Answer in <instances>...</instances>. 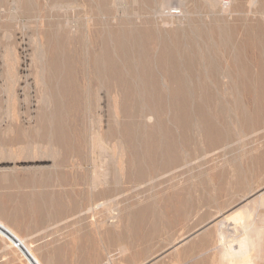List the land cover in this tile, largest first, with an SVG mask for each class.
Returning <instances> with one entry per match:
<instances>
[{
  "label": "rangeland",
  "instance_id": "obj_1",
  "mask_svg": "<svg viewBox=\"0 0 264 264\" xmlns=\"http://www.w3.org/2000/svg\"><path fill=\"white\" fill-rule=\"evenodd\" d=\"M263 2L0 0V220L24 244L0 233V264H35L23 247L42 264H226L248 220L249 264H264ZM246 202L250 219L225 220Z\"/></svg>",
  "mask_w": 264,
  "mask_h": 264
},
{
  "label": "bare ground",
  "instance_id": "obj_2",
  "mask_svg": "<svg viewBox=\"0 0 264 264\" xmlns=\"http://www.w3.org/2000/svg\"><path fill=\"white\" fill-rule=\"evenodd\" d=\"M101 2H102V1H101ZM225 2H226V1H225ZM259 2H260V1H259ZM223 3H224V2H223ZM249 3H251V2H249ZM263 3H264V2H263ZM232 4H233V3H232ZM18 5H19V4H18ZM103 6H104V5H103ZM140 6H141V5H140ZM163 6H164V5H163ZM196 6H197V5H196ZM249 6H250V4H249ZM195 8H196V7H195ZM138 9H139V8H138ZM97 11H98V10H97ZM44 12H45V11H44ZM236 12H237V11H236ZM107 13H108V12H107ZM96 14H97V12H96ZM100 15H101V14H100ZM141 15H142V14H141ZM254 15H255V14H254ZM54 17H55V16H54ZM115 17H116V16H115ZM242 17H243V16H242ZM248 17H249V16H248ZM96 19H97V18H96ZM262 19H263V18H262ZM236 20H237V19H236ZM229 21H230V20H229ZM107 22H108V21H107ZM185 22H186V21H185ZM109 23H110V22H109ZM257 23H258V22H257ZM230 24H231V23H230ZM261 26H262V25H261ZM173 27H174V26H173ZM52 28H53V27H52ZM233 28H234V27H233ZM99 29H100V28H99ZM147 29H148V28H147ZM181 29H182V28H181ZM257 29H258V28H257ZM233 30H234V29H233ZM89 32H90V31H89ZM92 32L95 34V31H94V30H92ZM210 32H211V31H210ZM224 32H225V31H224ZM115 33H116V32H115ZM118 33H119V32H118ZM211 33H212V32H211ZM211 33H210V35H211ZM234 33H235V32H234ZM251 33H252V32H251ZM88 34H89V33H88ZM90 34H91V33H90ZM90 34H89V35H90ZM111 34H112V33H111ZM230 34H231V33H230ZM109 35H110V34H109ZM119 35H120V34H119ZM171 35H172V34H171ZM65 36H66V35H65ZM91 36H92V35H90V37H91ZM112 36H113V35H112ZM120 36H122V35H120ZM194 36H195V35H194ZM208 36H209V35H208ZM211 36H212V35H211ZM259 36H260V35H259ZM101 37H102V36H101ZM196 37H197V36H196ZM209 37H210V36H209ZM213 37H214V36H213ZM106 38H107V37H106ZM120 38H121V37H120ZM192 38H193V36H192ZM234 38H236V37H234ZM107 39H108V38H107ZM153 39H154V38H153ZM47 40H48V39H47ZM80 40H81V39H80ZM92 40H93V39H92ZM113 40H114V39H113ZM116 40H117V39H116ZM116 40H115V41H116ZM119 40H120V39H119ZM124 40H125V39H124ZM124 40H123V41H124ZM140 40H141V39H140ZM140 40H139L138 42H140ZM185 40H186V39H185ZM213 40H214V39H213ZM97 41H98V40H97ZM103 41H104V40H103ZM103 41H102V42H103ZM117 41H118V40H117ZM120 41H121V40H120ZM120 41H119V42H120ZM186 41H187V40H186ZM216 41H217V40H216ZM237 41H238V40H237ZM43 42H44V41H43ZM141 42H142V41H141ZM146 42H147V41H146ZM187 42H188V41H187ZM96 43H97V42H96ZM96 43H95V44H96ZM178 43H179V42H178ZM193 43H194V42H193ZM45 44H46V43H45ZM172 44H173V43H172ZM174 44H175V43H174ZM191 44H192V42H191ZM106 45H107V44H106ZM133 45H134V44H133ZM195 45H196V44H195ZM233 45H234V44H233ZM96 46H97V45H96ZM109 46H110V45H109ZM116 46H117V45H116ZM121 46H122V45H121ZM153 46H154V45H153ZM166 46H167V45H166ZM196 46H197V45H196ZM227 46H228V45H227ZM107 47H108V46H107ZM107 47H106V48H107ZM117 47H118V46H117ZM124 47H125V46H124ZM128 47H129V46H128ZM161 47H162V45H161ZM177 47H178V46H177ZM215 47H216V46H215ZM236 47H237V46H236ZM101 48H102V47H101ZM113 48H114V47H113ZM115 48H116V47H115ZM125 48H127V47H125ZM159 48H160V45H159ZM172 48H173V47H172ZM195 48H196V47H195ZM209 48H210V47H209ZM259 48H260V47H259ZM107 49H108V48H107ZM109 49H111V48L109 47ZM122 49H123V48H122ZM236 49H237V48H236ZM114 50H115V49H114ZM125 50L127 51V49H125ZM159 50H160V49H159ZM161 50H162V48H161ZM166 50H168V49H166ZM166 50H163L164 53H166V52H165ZM192 50H193V49H192ZM194 50H196V49H194ZM106 51H107V50H106ZM106 51H105V53H106ZM108 51H109V50H108ZM108 51H107V52H108ZM121 51H122V50H121ZM123 51H124V50H123ZM123 51H122V52H123ZM178 51H179V50H178ZM41 52H42V51H41ZM111 52H112V50H111ZM115 52H117V51H115ZM122 52H121V54H122ZM168 52H169V51H168ZM170 52H171V51H170ZM71 53H72V52H71ZM98 53H99V52H98ZM98 53H97V54H98ZM102 53H103V52H102ZM117 53L119 54L120 51L117 52ZM160 53H161V51H160ZM193 53H194V52H193ZM43 54H44V52H43ZM121 54H120V55H121ZM124 54H125V52H124ZM126 54H127V53H126ZM146 54H147V53H146ZM158 54H159V53H158ZM169 54H172V53H168V55H169ZM178 54H179L178 56H180V55H182V52H181V54H180V53H178ZM196 54H197V53H196ZM98 55H99V54H98ZM109 55H110V53H109ZM127 55H128V54H127ZM127 55H125V56H127ZM165 55H166V54H165ZM107 56H108V55H107ZM107 56H106V57H107ZM111 56H113V55H110V57H111ZM116 56H117V55H116ZM118 56H119V55H118ZM123 56H124V55H123ZM129 56H130V54H129ZM148 56H149V55H148ZM161 56H162V55H160V57H161ZM229 56H230V55H229ZM120 57H121V56H120ZM127 57H128V56H127ZM164 57H165V56H164ZM175 57H176V56H175ZM39 58H40V57H39ZM44 58H45V57H44ZM48 58H49V57H48ZM88 58H89V56H88ZM121 58H122V57H121ZM121 58H119V59H121ZM124 58H125V57H124ZM135 58H136V57H135ZM161 58H162V57H161ZM179 58H180V57H179ZM182 58H183V57H182ZM193 58H194V57H193ZM215 58H216V57H215ZM111 59H112V62H113V60H115V59H113V57H111ZM116 59H117V58H116ZM119 59H118V60H119ZM126 59H127V58H126ZM129 59H132V58H129ZM143 59H144V58H143ZM158 59H160V58L158 57L157 60H158ZM164 59H166V58H164ZM198 59H199V58H198ZM205 59H206V58H205ZM105 60H106V58H105ZM107 60H108V59H107ZM121 60H122V59H121ZM134 60H135V59H134ZM170 60H171V59H170ZM195 60H196V59H195ZM200 60H201V59H200ZM202 60H203V59H202ZM237 60H239V59H237ZM56 61H57V60H56ZM115 61H116V60H115ZM122 61H123V60H122ZM189 61H190V60H189ZM192 61H193V60H192ZM197 61H198V60H197ZM243 61H244V60H243ZM247 61H248V60H247ZM109 62H110V61H109ZM118 62H119V61H118ZM118 62H115V64H116V63L118 64ZM120 62H121V61H120ZM126 62H127V60H126ZM130 62H132V61H130ZM194 62H195V61H194ZM207 62H208V61H207ZM221 62H222V60H221ZM231 62H232V61H231ZM66 63H67V62H66ZM121 63H122V62H121ZM124 63H125V61H124ZM127 63H129V60H128ZM127 63H126V64H127ZM141 63H142V62H141ZM167 63H168V61H167ZM172 63H173V62H172ZM175 63H176V62H175ZM178 63H179V62H178ZM186 63H187V62H186ZM191 63H193V62H191ZM200 63H201V61H200ZM241 63H242V62H241ZM99 64H100V63H99ZM105 64H106V63H105ZM108 64H109V63H108ZM176 64H177V63H176ZM196 64H197V63H196ZM206 64H207V63H206ZM211 64H212V63H211ZM245 64H246V63H245ZM62 65H63V64H62ZM66 65H67V64H66ZM119 65H120V64H119ZM161 65H162V64H161ZM170 65H171V64H170ZM172 65H173V64H172ZM192 65H193V64H192ZM242 65H243V64H242ZM247 65H249V64H247ZM97 66H98V65H97ZM108 66H111L110 68H112V67L114 68V65H112V64H110V65H108ZM108 66H107V67H108ZM159 66H160V65H159ZM183 66H184V65H183ZM205 66H206V65H205ZM257 66H258V65H257ZM263 66H264V65H263ZM68 67H70V66H68ZM115 67H116V66H115ZM120 67H121V66H120ZM120 67L118 66V69H119ZM130 67H131V66H130ZM168 67H169V65H168ZM174 67H175V66H174ZM243 67H244V69H245V71H246V68H245L246 66H243ZM94 68H95V67H94ZM116 68H117V67H116ZM160 68H162V67H160ZM181 68H182V67H181ZM188 68H189V67H188ZM230 68H231V67H230ZM247 68H248V66H247ZM250 68H251V67H250ZM260 68H261V67H260ZM78 69H79V68H78ZM98 69H100V68H98ZM114 69H115V68H114ZM114 69H113V71H114ZM122 69H123V68H122ZM158 69H159V68H158ZM171 69H173V68L171 67ZM177 69H178V68H177ZM240 69H241V68H240ZM242 69H243V68H242ZM242 69H241V70H242ZM51 70H52V69H51ZM62 70H63V69H62ZM89 70H90V69H89ZM100 70H101V69H100ZM111 70H112V69H111ZM156 70H157V69H156ZM159 70H160V69H159ZM161 70H162V69H161ZM182 70H185V69H184V68L181 69V70L179 71V73H180V72H183ZM190 70H192V68H191ZM248 70H250V69H248ZM102 71H103V70H101V72H102ZM115 71H116V70H115ZM118 71H120V70H118ZM118 71H116V72H118ZM128 71L131 72V69L128 70ZM137 71H138V70H137ZM140 71H141V70H139V72H140ZM143 71H144V70H143ZM187 71H188V70H187ZM204 71H205V70H204ZM238 71H239V70H238ZM242 71H243V70H242ZM245 71H244V72H245ZM260 71H261V70H259V72H260ZM67 72H69V71H67ZM95 72H96V71H95ZM95 72H94V73H95ZM105 72H106V71H105ZM139 72H138V73H139ZM173 72H174V71H173ZM191 72H192V71H191ZM226 72H227V71H226ZM235 72H237V71H235ZM62 73H63V72H62ZM121 73H122V71H121ZM127 73H128V72H127ZM127 73H126V74H127ZM188 73H189V72H188ZM192 73H193V72H192ZM194 73H195V72H194ZM196 73H198V72H196ZM196 73H195V74H196ZM240 73H241V71H240ZM242 73H243V72H242ZM245 73H246V72H245ZM102 74H104V73L102 72ZM107 74H108V73H107ZM107 74H106V76H107ZM109 74L111 75V78H114V79L119 80V77H120V76H119V77L116 76V74H114V72H113V73L110 72ZM123 74H124V73H123ZM129 74H130V73H128V75H129ZM133 74H134V71H133ZM141 74H142V72L140 73V75H141ZM145 74H146V73H145ZM153 74L155 75V73H152L151 76H152ZM186 74H187V73H186ZM199 74H200V73H199ZM229 74H230V73H229ZM236 74H237V73H236ZM236 74H235V75H236ZM260 74H261V73H260ZM71 75H72V74H71ZM97 75H100V74L97 73ZM118 75H119V74H118ZM121 75H122V74H121ZM134 75H137V74L135 73ZM168 75H169V74H168ZM176 75H177V74H176ZM187 75L189 76V74H187ZM187 75H186V76H187ZM191 75H192V74H191ZM191 75H190V78H191ZM193 75H194V74H193ZM238 75H240V74L238 73ZM241 75H242V74H241ZM241 75H240V76H241ZM246 75H247V73H246ZM246 75H245V76H246ZM248 75H250L249 72H248ZM248 75H247V76H248ZM251 75H252V74H251ZM55 76H56V75H55ZM58 76H59V75H58ZM69 76H70V75H69ZM69 76H68V77H69ZM130 76H131V75H129V77H130ZM137 76H138V75H137ZM142 76H144V74H143ZM145 76H146V75H145ZM180 76H181V75H180ZM180 76H179V77H180ZM186 76H185V77H186ZM243 76H244V75H243ZM243 76H242V77H243ZM245 76H244V78H245ZM247 76H246V77H247ZM65 77H66V76H65ZM99 77H100V76H99ZM133 77H134V76H133ZM135 77H136V76H135ZM152 77H155V76H152ZM170 77H171V76H170ZM170 77H169V78H170ZM172 77H173V76H172ZM174 77H175V76H174ZM177 77H178V76H177ZM193 77H194V76H193ZM200 77H201V76H200ZM200 77H197V78H200ZM232 77H233V75H232ZM251 77H252V76H251ZM251 77H250V78H251ZM256 77H257V76H256ZM100 78H101V77H100ZM100 78H99V81H100ZM105 78H106V77H105ZM105 78H104V79H105ZM123 78H125V77L123 76L122 79H123ZM136 78H137L138 82H141V80H143V78H142V79L139 81L138 77H136ZM136 78H135V79H136ZM140 78H141V77H140ZM149 78H150V77H149ZM156 78H157V77H156ZM156 78H155V80H158V79H156ZM181 78H182V80H186V79H184L183 77H181ZM188 78H189V77H188ZM188 78H187V79H188ZM190 78H189V79H190ZM217 78H218V76H217ZM233 78L235 79V77H233ZM238 78L240 79V77H238ZM254 78H255V77H254ZM254 78H253V79H254ZM51 79H52V78H51ZM126 79H127V78H126ZM131 79H133V78H131ZM131 79H130V80H131ZM176 79H177V78H176ZM176 79H175V80H176ZM191 79H192V78H191ZM195 79H196V78L194 77V79H193L194 81L192 80V81H193V84H194V82L196 81ZM207 79H208V78H207ZM245 79H246V78H245ZM247 79H248V78H247ZM128 80H129V79H128ZM128 80H127V82H128ZM152 80H154V78H153ZM152 80H151V81H152ZM198 80L203 81L202 78H200V79H198ZM198 80H197V81H198ZM240 80H241V79H240ZM243 80H244V79H243ZM255 80H256V79H255ZM50 81H51V80H50ZM59 81H60V79H59ZM79 81H80V80H79ZM122 81H123V80H122ZM143 81H144V80H143ZM143 81H142V83H143ZM167 81H168V80H167ZM170 81H171V78H170ZM177 81H180V80H177ZM186 81H187V80H186ZM188 81H190V80H188ZM231 81H232V80H231ZM236 81H237V78H236ZM247 81H248V80H247ZM100 82H101V81H100ZM100 82H99V83H100ZM124 82H126V81L124 80ZM132 82H133V81H132ZM146 82H149L148 79H147ZM146 82H145V83H146ZM162 82H163V80H162ZM172 82H173V81H172ZM183 82H184V81H183ZM183 82H182V84H183ZM190 82H191V81H190ZM190 82H189V83H190ZM203 82H204V81H203ZM205 82H206V81H205ZM220 82H221V81H220ZM232 82H234V80H233ZM244 82H245V81H243V83H244ZM248 82H249V81H248ZM248 82H247V83H248ZM61 83H63V82H61ZM83 83H84V82H83ZM111 83H112V82H111ZM117 83L119 84V81H117ZM130 83H131V82H130ZM149 83H151V82H149ZM156 83H157V82H156ZM159 83H160V82H159ZM167 83H168V82H167ZM170 83H171V82H170ZM175 83H176V81H175ZM180 83H181V82H180ZM207 83H208V82H207ZM225 83H226V82H225ZM236 83H237V82H236ZM240 83H241V82H240ZM240 83L238 82V84H240ZM249 83H250V82H249ZM251 83L254 84V82H252V81H251ZM101 84H102V83H101ZM108 84H109V83H108ZM118 84H116V85H118ZM121 84H123V83L121 82ZM127 84H128V83H127ZM127 84H126V85H127ZM146 84H147V83H146ZM146 84H145V86H146ZM151 84H152V83H151ZM151 84H150L149 87L152 86ZM168 84H169V83H168ZM182 84H181L182 87H179V90L177 91V93H178V94H181V96L184 95V97L182 98V100L179 99V100H181V102L176 100V101H177L176 104H179L178 102H180V105H179V106L181 107L180 111L183 112V113L180 112V113L182 114V117H183L182 120H183V121H182L181 119H178V121L180 120V121L183 122V124H186V121H187V120H190V119L193 118L194 115H192V114H194V113L191 112V113H192V114H191V113H189V111H188L189 109H191V108H189V104H188V103H189V101H190L192 98H191L189 101H186V97H188L187 95H185L186 92H187L186 88H188L189 86L185 87V85L183 86ZM197 84H198V83H197ZM232 84H233V83H232ZM232 84H231V85H232ZM245 84H246V82H245ZM58 85H59V84H58ZM73 85H74V84H73ZM133 85H134V83H132V85H131V86H132V89L135 87V86L133 87ZM135 85H136V87H137V84H135ZM153 85H155V84H153ZM170 85H171V84H170ZM173 85H176V84H173ZM177 85L179 86V83H178ZM177 85H176V87H177ZM199 85H200V84H199ZM201 85H202V84H201ZM203 85H204V84H203ZM207 85H208V84H207ZM240 85H241V84H240ZM240 85H239V86H240ZM246 85H247V84H246ZM257 85H258V84L256 83V86H257ZM96 86H97V85H96ZM124 86H125V85H124ZM139 86H140V85H139ZM142 86H143V85H142ZM156 86L158 87L157 84H156ZM196 86H197V85H196ZM211 86H212V85H211ZM236 86H237V84H236ZM239 86H238V87H239ZM241 86H243V85H241ZM247 86H249V84H248ZM259 86H260V84H259ZM259 86H258V87H259ZM261 86H262V84H261ZM261 86H260V87H261ZM49 87H50V86H49ZM60 87H61V86H60ZM108 87H109V86H108ZM157 87H156V88H153L154 91H155V89H157ZM169 87H170V86H169ZM172 87H173V86L171 85L170 88H172ZM176 87H175V88H176ZM190 87H191V84H190ZM192 87H194V86H192ZM205 87H206V86H205ZM205 87H204V88H205ZM244 87H245V86H244ZM244 87H243V88H244ZM250 87H251V85H250ZM253 87H254V86H253ZM258 87H256V88L259 89ZM111 88H112V87H111ZM125 88H126V86H125ZM142 88H143V87H142ZM165 88H166V87H165ZM170 88H168V89H170ZM177 88H178V87H177ZM202 88H203V87H202ZM202 88H201V89H202ZM204 88H203V90H201V91H204V90H205ZM207 88H209V87H207ZM212 88H213V87H212ZM212 88H211V89H212ZM232 88H233V87H232ZM241 88H242V87H240V89H241ZM127 89H129V87H128ZM138 89H141V88H138ZM144 89H145V88H144ZM147 89H148V90H147ZM150 89H151V88H150ZM190 89H191V88H190ZM195 89H196V87H195ZM199 89H200V88H199ZM199 89H198V91H199ZM211 89H210V90H211ZM233 89H234V88H233ZM248 89H249V88H248ZM250 89H251L250 92H252V89H253V88H250ZM54 90H55V89H54ZM118 90H119V89H118ZM121 90H122V89H121ZM121 90H120V91H121ZM145 90H147L146 92H148V91H149V88L146 87ZM171 90H172V89H171ZM173 90H174V88H173ZM175 90H177V89H175ZM191 90H192V89H191ZM207 90H208V89H207ZM207 90H206V91H207ZM210 90H209L208 92H206V91H205V92L208 93V94H210V93H215L214 91H213V92H210ZM212 90H213V89H212ZM237 90H238V89H237ZM261 90H262V88H261ZM263 90H264V89H263ZM106 91H107V90H105V92H106ZM125 91H126V90H125ZM127 91H128V90H127ZM127 91H126V92H127ZM130 91H131V90H130ZM130 91H129V92H130ZM139 91H140V90H139ZM141 91H142V90H141ZM141 91H140V92H141ZM156 91H157V90H156ZM159 91H160V89H159ZM159 91H158V92H159ZM161 91H162V89H161ZM163 91H166V92H167V88H166V90H163ZM198 91H196V93H197ZM240 91H241V90H240ZM240 91L238 90V92H240ZM133 92H134V91H133ZM158 92H157V94H158ZM166 92H165V93H166ZM172 92H173V91H172ZM192 92H195V91L192 90ZM192 92H190V94H189V93H187V94L191 95ZM226 92H227V91H226ZM244 92L246 93L245 90H244ZM244 92H241V93L244 94ZM247 92H248V90H247ZM250 92H249V93H250ZM256 92H257V91H256ZM127 93H128V92H127ZM149 93H150V96H153V95H154V94L151 95L152 92H150V91H149ZM159 93H160V92H159ZM173 93H174V94H177V93H175V91H174ZM173 93H172V94H173ZM202 93H203V92H201V95L204 96V93H203V94H202ZM206 93H205V94H206ZM217 93H218V92H217ZM217 93H216V94H217ZM229 93H230V92H229ZM232 93H233V92H232ZM249 93H248V94H249ZM252 93H253V92H252ZM252 93H251V94H252ZM260 93H261V92H259V94H260ZM263 93H264V92H263ZM145 94H147V93H145ZM162 94H164V93L162 92ZM162 94H160V95H162ZM169 94H171V93H169ZM172 94L170 95V97L172 96ZM174 94H173V95H174ZM178 94H177V97H178ZM237 94L239 95V93H237ZM243 94H241V95H243ZM256 94H257V93H256ZM125 95H127V94H125ZM128 95H129V94H128ZM147 95H148V94H147ZM158 95H159V94H158ZM158 95H157V97H158ZM167 95H168V94H167ZM167 95H165V96H167ZM199 95H200V94H199ZM201 95H200V96H201ZM210 95H211V94H210ZM221 95H222V94H221ZM223 95H224V94H223ZM223 95H222V96H223ZM246 95H247V94H246ZM87 96H88V95H87ZM155 96H156V95H155ZM162 96H163V95H162ZM168 96H169V95H168ZM175 96H176V95H175ZM175 96H174V97H175ZM193 96H194V94H193ZM205 96H207V95H205ZM212 96H214V95L212 94ZM228 96H229V95H228ZM251 96H252V97H251ZM251 96H250V97L253 98V94H252ZM255 96H256V95H255ZM238 97H239V96H238ZM259 97H260V96H259ZM259 97H257V98H259ZM262 97H263V96H262ZM132 98H133V97H132ZM149 98H150V97H149ZM178 98H179V97H178ZM205 98H207V97H205ZM205 98H204V99H205ZM257 98H256V99H257ZM151 99H152V98H150L149 100H151ZM167 99H168V98H167ZM169 99H170V98H169ZM172 99L174 100L173 97H172ZM208 99H209V98H207V100H208ZM212 99H214V97H213ZM235 99H236V98H235ZM247 99H248V98H247ZM154 100H155V99H154ZM154 100H153V101H154ZM159 100H160V99H159ZM173 100H172V101H173ZM187 100H188V99H187ZM194 100H195V99H194ZM199 100H200V99H199ZM215 100H216V98H215ZM135 101H136V100H135ZM165 101H166V100H165ZM176 101H175V102H176ZM195 101H196V100H195ZM195 101H194V102H195ZM200 101H201V100H200ZM217 101H218V100H217ZM238 101H239V100H238ZM257 101H258V99H257ZM175 102H174V104H175ZM191 102H192V104L194 103L193 100H192ZM201 102L204 103L203 101H201ZM205 102H206V101H205ZM212 102L214 103L215 101L213 100ZM251 102H255L254 99H253ZM144 103H145V101H144ZM163 103H164V102H163ZM171 103L173 104V102H171ZM171 103H170V105H171ZM207 103H208V102H207ZM215 103H216V102H215ZM237 103H238V102H237ZM237 103H235V104H237ZM256 103H257V102H256ZM125 104H126V103H125ZM149 104H150V103H149ZM164 104H165V103H164ZM152 105H153V104H152ZM162 105H163V104H162ZM166 105H167V104H166ZM168 105H169V104H168ZM170 105H169V106H170ZM202 105H203V104H199L198 102H196V104H195V106H194V107H195V108H194V109H195L194 111H196L195 114L197 113V116H198V118H197V117H195V118H197V120H199V121H198V122H199V126H200V124H201V125H202V128H207V129H213V130H216V129L213 128V127H214V126H213L214 123H212L211 121L207 120L206 117H205V115H203L204 110H203V106H202ZM209 105H210V104H209ZM212 105H213V104H212ZM215 105H216V104H215ZM59 106H60V103H59ZM153 106H155V104H154ZM169 106H168V107H169ZM174 106H175V105H174ZM174 106H173V108H174V111H175V113H176V110L179 108V106L177 105V106H178L177 109L175 108V107H177V106H175V107H174ZM217 106H218V105H217ZM217 106H216V107H217ZM259 106H260V105H259ZM168 107H167V108H168ZM171 107H172V106H171ZM190 107H192V105H190ZM260 107H261V106H260ZM149 108H150V107H149ZM163 108H164V107H163ZM173 108H171V109L173 110ZM210 108H212V107H210ZM210 108H209V111H210ZM213 108H215V107H213ZM152 109H153V107H152ZM165 109H166V106H165ZM175 109H176V110H175ZM192 109H193V108H192ZM216 109H217V108H216ZM168 110H169V109H168ZM205 110H207V109H205ZM214 110H215V109H214ZM154 111H155V110H154ZM154 111H153V112H154ZM169 111H170V110H169ZM177 111H179V110H177ZM5 112H6V111H5ZM163 112H164V110H163ZM165 112H166V111H165ZM170 112H171V111H170ZM219 112H220V111H219ZM261 112H262V111H261ZM166 113H167V112H166ZM172 113H173V111H172ZM172 113H171V116L173 115ZM209 113H210V112H209ZM257 113H258V112H257ZM50 114H51V113H50ZM161 114H162V113H161ZM163 114H164V113H163ZM178 114H179V112H178ZM205 114H206V112H205ZM212 114H213V113H212ZM242 114H243V113H242ZM209 115H211V114H209ZM209 115H208V116H209ZM174 116H175V115H174ZM174 116H173V117H174ZM178 116H179V115H178ZM178 116H177V118H179ZM217 116H218V115H217ZM142 117H143V116H142ZM175 117H176V116H175ZM175 117H174V118H175ZM180 117H181V116H180ZM182 117H181V118H182ZM210 117H211V116H210ZM214 117H215V116H214ZM212 118H213V117H212ZM76 119H77V118H76ZM216 119H217V118H216ZM174 120H176V118H175ZM174 120H173V121H174ZM257 120H258V119H257ZM16 121H17V120H16ZM139 121H140V120H139ZM137 122H138V121H137ZM174 122H175V123H179V122H177V121H174ZM188 123H189V121H188ZM127 124H128V123H127ZM179 124H180V123H179ZM221 124H222V123H221ZM9 125H10V124H9ZM181 125H182V123H181ZM194 125H195V124H194ZM176 126H177V125H176ZM128 127H129V126H128ZM184 127H185V125H184ZM199 128H201V127H199ZM218 128H219V127H218ZM60 129H61V127H60ZM47 130H48V129H47ZM121 130H122V128H121ZM167 130H168V129H167ZM187 130H188V129H187ZM190 130H191V129H190ZM61 131H62V130H61ZM181 131H182V130H181ZM218 131H220V130H218ZM166 132H167V131H166ZM150 133H151V132H150ZM207 133H208V132H207ZM213 133H214V132H213ZM215 133H216V132H215ZM219 133H221V132H219ZM125 134H126V133H125ZM152 134H153V133H152ZM152 134H151V135H152ZM171 134H172V133H171ZM204 134H205V133H204ZM202 135H203V134H202ZM5 136H6V135H5ZM127 136H129V135H127ZM147 136H148V135H147ZM149 136H150V135H149ZM188 136H189V135H188ZM192 136H193V135H192ZM7 137H8V135H7ZM134 137H135V136L133 135V138H134ZM141 137H142V136H141ZM183 137H184V136H183ZM212 137H213V135H212ZM214 137H215V136H214ZM217 137H218V136H217ZM222 137H223V136H222ZM8 138H9V137H8ZM126 138H127V137H126ZM126 138H125V139H126ZM128 138H129V137H128ZM130 138H131V137H130ZM130 138H129V140H130ZM147 138H148V137H147ZM149 138H150V137H149ZM168 138H169V137H168ZM209 138H210V137H209ZM138 139H140V138H138ZM10 140H11V139H10ZM129 140L127 139V140L125 141V143H126L127 141H129ZM136 140H137V139H135V142H136ZM141 140H142V139H141ZM147 140H148V139H147ZM150 140H151V138H150ZM173 140H174V139H173ZM181 140H182V139H181ZM184 140H185V139H184ZM121 141H123V139H122ZM139 141H140V140H139ZM142 141H143V140H142ZM158 141H159V140H158ZM160 141H162V140H160ZM143 142H144V141H143ZM143 142H142V144H143ZM147 142H148V141H147ZM179 142H180V141H179ZM183 142H184V141H183ZM4 143H5V142H4ZM11 143H12V142H11ZM127 143H129V142H127ZM137 143H140V142H138V140H137ZM158 143H161V142H158ZM158 143L156 142V145H157ZM162 143H163V142H162ZM129 144H130V143H129ZM144 144H145V142H144ZM147 144H148V143H147ZM154 144H155V143H154ZM175 144H176V143H175ZM159 145H160V144H159ZM161 145H162V144H161ZM136 146H137V145H136ZM147 146H148V145H147ZM153 146H154V145H153ZM153 146H152V147H153ZM162 146H163V145H162ZM152 147H151V148H152ZM158 147H159V146H158ZM87 148H88V147H87ZM141 148H142V147H141ZM149 148H150V147H149ZM144 149H147V147L144 148ZM144 149H143V150H144ZM152 149H154V148H152ZM169 149H170V148H169ZM132 150H133V149H132ZM135 150H136V149H135ZM149 150H151V149H149ZM141 151H142V150H141ZM161 151H162V150H161ZM166 151H167V150H166ZM136 152L138 153V150H137ZM144 152H145V151H144ZM144 152H143V153H144ZM147 152H148V151H147ZM168 152H169V151H168ZM192 152H193V151H192ZM137 153H136V154H137ZM152 153H153V152H152ZM155 153H156V152H155ZM166 153H167V152H166ZM169 153H170V152H169ZM138 154L140 155V153H138ZM146 154H147V153H146ZM167 154H168V153H167ZM177 154H178V153H177ZM144 155H145V154H144ZM151 155H152V154H151ZM151 155H150V156H151ZM159 155H160V154H159ZM159 155H158V156H159ZM135 156H137V155H135ZM145 156H146V155H145ZM158 156H157V157H158ZM164 156H165V155H164ZM132 157H133V156H132ZM137 157H139V156H137ZM137 157H135V159H136ZM140 157H141V156H140ZM153 157H154V155H153ZM142 158H143V156L141 157V159H142ZM147 158H148V157H147ZM147 158H145V159H147ZM151 158H152V156H151ZM137 159H138V158H137ZM145 159H144V160H145ZM148 159H150V158H148ZM149 161H150V160H149ZM133 164H134V163H133ZM148 164H149V163H148ZM79 166H81V165H79ZM136 167H137V166H136ZM165 169H166V168H165ZM105 190H106V189H105ZM263 190H264V189H263ZM263 193H264V191H263V192L261 191V193L259 194V197H258V198L260 199V200H259L260 202L264 201V200L261 201V199L264 198V194H263ZM254 194H255V193H254ZM70 197H71V196H70ZM111 198H112V197H111ZM248 198H249V197H248ZM251 198H252V197H251ZM245 199H246V198H245ZM252 200L254 201V200H256V199L253 198ZM86 201H87V200H86ZM248 201H249V200H248ZM257 202H258V201H257ZM263 203H264V202H263ZM85 204H86V203H85ZM98 204H99V203H98ZM98 204H97V205H98ZM249 204H250V203L246 202L244 205H242V206H238L237 208H235L234 210H232L231 212H229V213L225 216V220H227L228 218H231V219H233L234 221H237V222H239V223H240V221H242V220H248L247 218L249 217V211H250V210H249ZM252 204H253V203H252ZM93 206H96V205H93ZM98 206H99V205H98ZM87 209H88V208H87ZM99 209H100V208H99ZM93 210H94V209H93ZM88 211H89V210H88ZM91 212H92V210H91ZM94 212H96V211H94ZM99 212H100V211H99ZM97 213H98V212H97ZM88 214H89V212H88ZM86 215H87V214H86ZM96 217H97V216H96ZM217 217H218V216H217ZM92 218L94 219V217H92ZM249 219H250V217H249ZM220 220H221V219H220ZM91 221H92V220H91ZM212 221H213V220H212ZM248 221H249V222H248V223L246 222L245 225H243V224L245 223V221H243V222H244L243 224L241 223V224L243 225V226H242V229H243L242 232H243V233L241 232L242 235H240V237H238V239H237V243H236V244H237V247L234 248L233 246H230V243H229V246H226V247H222V248H221V249H222L221 257H222V259L225 260L226 264H249V263L252 261V257H251L250 255H248V252H249V250H250L251 247H253V246L256 245V241L261 237V233H262V232L260 231V228L257 229L258 226H256L257 228L252 226V222H253L254 220H253L252 222H251L250 220H248ZM222 222H223V221H222ZM222 222L217 223V224L220 225ZM250 222H251V223H250ZM101 223H103V222L101 221ZM253 223H254V222H253ZM223 224H224V223H223ZM254 225H255V224H254ZM259 226H260V225H259ZM220 227H221V225H220ZM243 227H244V228H243ZM261 227H262V226H261ZM263 227H264V226H263ZM217 228H218V227H217ZM217 230H219V228H218ZM219 232H220V233H219ZM0 233H1L2 235H4V236L9 237V238L12 240L13 243H14V242H15V243H20L19 245H22L23 238L20 237V236H18V235H17V234H16V233H15L10 227H8L6 224H4L1 220H0ZM217 233H219V234L222 233V236L224 235L223 232H221V229H220ZM238 234H239V233H238ZM229 235H230V234H229ZM224 236H225V235H224ZM218 237H219V236H218ZM218 237H217V239H218ZM235 237H237V236H235ZM263 238H264V237H263ZM223 239H224V238H223ZM233 239H235V238H233ZM11 240H10V241H11ZM220 241L222 242V240H220ZM226 241H227V240H226ZM258 241H259V240H258ZM24 243H25V242H24ZM222 243H223V242H222ZM222 243H221V244H222ZM233 243H234V242H233ZM258 243H259V242H258ZM224 244H225V243H224ZM17 245H18V244H17ZM23 245H24V244H23ZM23 245H22V246H23ZM227 245H228V244H227ZM231 245H232V244H231ZM220 247H221V246H220ZM19 248H20V247H19ZM23 248H24L25 252L29 255V257L33 259V261L35 262V264H42L41 262H39V261L35 258V256L32 255L33 253H31V251H29L30 249L28 250L27 248L25 249V247H23ZM23 248H22V250H23ZM26 253H25V254H26ZM34 262H32V263H34Z\"/></svg>",
  "mask_w": 264,
  "mask_h": 264
}]
</instances>
